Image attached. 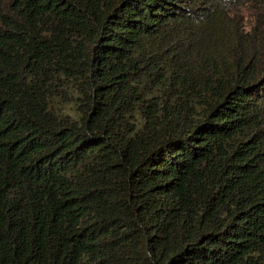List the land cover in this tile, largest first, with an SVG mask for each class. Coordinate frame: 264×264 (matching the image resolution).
Here are the masks:
<instances>
[{"label": "trees", "instance_id": "trees-1", "mask_svg": "<svg viewBox=\"0 0 264 264\" xmlns=\"http://www.w3.org/2000/svg\"><path fill=\"white\" fill-rule=\"evenodd\" d=\"M0 264H264V0H0Z\"/></svg>", "mask_w": 264, "mask_h": 264}]
</instances>
